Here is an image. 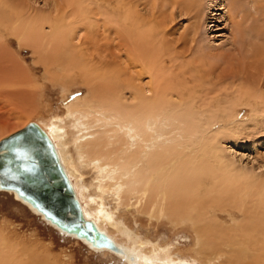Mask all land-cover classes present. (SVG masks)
Instances as JSON below:
<instances>
[{
  "label": "bare ground",
  "instance_id": "6f19581e",
  "mask_svg": "<svg viewBox=\"0 0 264 264\" xmlns=\"http://www.w3.org/2000/svg\"><path fill=\"white\" fill-rule=\"evenodd\" d=\"M17 1L0 0V42L7 33L17 37L20 45L32 47L45 64L47 76L61 83L65 98L71 94L69 83H74L75 75L86 89L84 95L68 101L63 116H51L52 124L50 116L32 122L56 157L78 211L77 220L73 224L58 220L19 185L1 176L0 190L13 192L59 230L94 249L115 251L129 264H183L170 244L150 243L148 247L149 242L138 240L125 246L115 240L110 233L113 223L110 230L104 224L113 218L110 211L102 204L92 212L85 203L79 175L68 163L72 145L81 165L96 170L92 186L101 203L111 199L150 219H165L175 228L192 227L196 245L190 264H264V180H255L227 162L217 139L220 132L210 134L220 120L235 122L236 102L222 104L220 97L213 104L209 95H197L195 89L188 92L185 84L176 82L182 74L162 63L164 27L156 17L155 24L148 25L153 19L141 17L138 9L118 14L121 23L130 24L127 35L135 47L131 57L136 64L124 66L96 58L90 45H96L97 39L80 38L84 25L97 26L86 0H69L72 11L61 15L37 12ZM177 2L191 8L195 3L173 0L171 5ZM258 27L253 31L257 28L262 36L264 30ZM239 35L245 41V31ZM239 99L251 107L253 116L264 114V90H245ZM26 127L0 140V167L8 144ZM223 211L230 214L231 223L222 219ZM0 264H25L17 263L13 248L1 237Z\"/></svg>",
  "mask_w": 264,
  "mask_h": 264
},
{
  "label": "rangeland",
  "instance_id": "374dc122",
  "mask_svg": "<svg viewBox=\"0 0 264 264\" xmlns=\"http://www.w3.org/2000/svg\"><path fill=\"white\" fill-rule=\"evenodd\" d=\"M194 1L191 8L179 2L172 6L173 0H86L87 10L98 27L84 25L79 36L84 41L97 39L96 45H90L96 58L105 57L106 61L131 66L136 62L131 57L135 47L127 35L130 24L121 23L118 14L138 9L141 17L153 19L148 25L155 24L156 17L164 27L160 38L162 63L169 70L182 74L176 82L185 84L188 92L195 89L197 95H209L213 104L222 97V104L233 99L238 105L234 123L220 120L210 131V134L220 132L217 139L223 149L222 156L237 170L263 181L264 114L253 116L251 107L239 96L245 90L255 93L264 90V34L259 35L257 28L253 31L255 26L264 30V0ZM17 3L41 13L57 15L72 11L69 0H18ZM45 28L50 30L48 26ZM240 29L245 31V41L239 38ZM3 37L0 42V140L39 118L50 116L48 122L52 124L51 116L53 119L63 116L68 101L86 92L85 87L77 83L75 75L74 83H69L71 94L65 98L61 83L47 76L45 64L32 47L20 45L13 35L4 33ZM57 65L54 66L58 68ZM69 150L68 163L79 175L85 203L92 212H97V207L99 209L102 204L110 211L113 218L105 220L104 224L110 230V222L113 223L110 233L118 243L133 246L135 241L144 240L149 242L148 247L150 243L170 244L183 264L194 262L196 236L189 224L175 228L165 219H150L134 209L117 206L111 199L101 203L92 186L97 177L96 170L81 165L74 146L70 145ZM236 213L240 218V211L236 209ZM221 216L228 223L232 222L227 211ZM0 237L13 248L17 263L129 264L115 251L94 249L83 240L59 230L18 200L13 192L2 190Z\"/></svg>",
  "mask_w": 264,
  "mask_h": 264
},
{
  "label": "water",
  "instance_id": "95a60500",
  "mask_svg": "<svg viewBox=\"0 0 264 264\" xmlns=\"http://www.w3.org/2000/svg\"><path fill=\"white\" fill-rule=\"evenodd\" d=\"M8 145L0 176L19 185L58 220L73 224L78 211L67 192L56 157L40 129L31 123Z\"/></svg>",
  "mask_w": 264,
  "mask_h": 264
}]
</instances>
